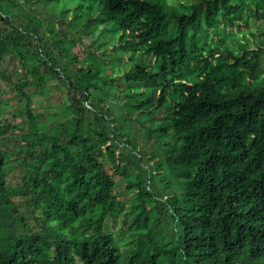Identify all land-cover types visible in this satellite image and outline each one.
<instances>
[{
  "label": "trees",
  "instance_id": "16d2710c",
  "mask_svg": "<svg viewBox=\"0 0 264 264\" xmlns=\"http://www.w3.org/2000/svg\"><path fill=\"white\" fill-rule=\"evenodd\" d=\"M40 1L0 0V264H264V67L246 40L264 0H52L92 37L82 56ZM51 80L70 114L54 130L32 105ZM134 124L175 196L133 169ZM105 151L133 195L125 241L105 229L122 206Z\"/></svg>",
  "mask_w": 264,
  "mask_h": 264
},
{
  "label": "rangeland",
  "instance_id": "374dc122",
  "mask_svg": "<svg viewBox=\"0 0 264 264\" xmlns=\"http://www.w3.org/2000/svg\"><path fill=\"white\" fill-rule=\"evenodd\" d=\"M178 0H170L171 4H175V2ZM188 1V0H183ZM41 3L35 6L36 12L40 15V20L44 22L45 24L51 25V28H55L56 31H58L61 34H68L70 39L69 40H75L77 41V44L74 48V52H77L80 54V56L85 55V52L82 51V49H85V46H89L92 37L87 36L86 33L83 31H79L78 29H73V27H70V23L72 22L74 24V15L73 13H67L61 9H58L56 11H53L54 3L52 0H41ZM256 32V36L253 37L252 35H247L246 40L247 43L252 50H262L260 53V56L263 60V67H264V31L263 29L259 28L257 26V29H254ZM83 37L84 44L79 42V38ZM94 52H96L97 55H101L103 50H96V48H93ZM111 51L110 47L106 49V52L109 54ZM99 62V60L97 59ZM76 67L75 65H73ZM59 82L55 80H51L49 84L46 86L47 89L51 90L49 95L43 96V95H36L32 98V105L33 109L36 112L42 113L45 116L54 115L53 119L50 120L49 126L51 130H54L60 122H63L67 120V117L69 118L70 114L67 112V108L69 105V99H68V91L67 89L61 85V89H58ZM119 114V112H115V115ZM24 117L20 115V112L16 110V108H12L7 112H4L1 115V121L2 123L5 122H13L15 124H19ZM129 129H126L128 131ZM131 141L139 145V151L142 155H144L143 159H137L139 162L136 164L134 163L135 168L133 169L137 170V172L146 173L147 177L145 180V186L151 190V192L154 194L155 197L159 199L168 198L175 196V190L177 189V182H173L169 177H165L163 174H160L161 171H156L157 169L154 168L155 161H159L161 158L158 156V149L159 146L155 143L154 140H149L144 136V129L142 125L140 124H134L132 131H131ZM155 143V144H153ZM127 149L124 151H121L122 154L126 157L127 155ZM120 153V150L117 154ZM104 160L106 159L107 165V171L114 175L115 180L117 182V188H115V194L117 197H119V200L121 201V208L114 212L116 214L115 216H110V218L106 222V228L108 231H111L115 234V237L117 239L122 238V241L126 240V238L130 234V230L128 229L129 225L132 224L134 213L132 214V198L133 195L128 193L126 189V176L120 174V172L116 171L114 167H112L109 164L108 156L106 155V151L104 153ZM155 156V157H154ZM17 156L12 155L10 157V164L15 163L17 160L15 159ZM136 159V158H134ZM133 160V159H132ZM155 160V161H154ZM154 161V162H152ZM125 163H127V160H125ZM139 164L141 166H139ZM143 164L147 165V169L143 166ZM124 166V165H123ZM129 167V165H126ZM153 172L155 175L151 179H148L149 173ZM168 176L167 174H165ZM133 178V176H128L129 179ZM179 193V192H178ZM165 198V199H166ZM116 209V208H115ZM127 223V224H126ZM32 225V224H31ZM160 230V227L158 228V231ZM121 231H124V233H121ZM121 233V234H120ZM120 234V237H119Z\"/></svg>",
  "mask_w": 264,
  "mask_h": 264
},
{
  "label": "bare ground",
  "instance_id": "6f19581e",
  "mask_svg": "<svg viewBox=\"0 0 264 264\" xmlns=\"http://www.w3.org/2000/svg\"><path fill=\"white\" fill-rule=\"evenodd\" d=\"M2 185V184H1Z\"/></svg>",
  "mask_w": 264,
  "mask_h": 264
}]
</instances>
